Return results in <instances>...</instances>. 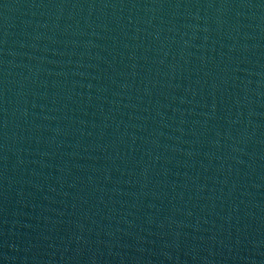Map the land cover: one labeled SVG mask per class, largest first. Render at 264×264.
<instances>
[{
  "label": "water",
  "instance_id": "1",
  "mask_svg": "<svg viewBox=\"0 0 264 264\" xmlns=\"http://www.w3.org/2000/svg\"><path fill=\"white\" fill-rule=\"evenodd\" d=\"M0 264H264V0H0Z\"/></svg>",
  "mask_w": 264,
  "mask_h": 264
}]
</instances>
